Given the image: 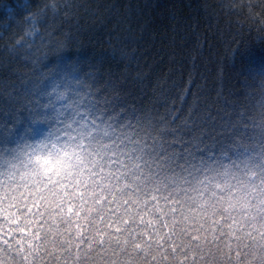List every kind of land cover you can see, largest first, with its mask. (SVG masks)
<instances>
[{
    "label": "clouds",
    "instance_id": "obj_1",
    "mask_svg": "<svg viewBox=\"0 0 264 264\" xmlns=\"http://www.w3.org/2000/svg\"><path fill=\"white\" fill-rule=\"evenodd\" d=\"M0 264H264V0H0Z\"/></svg>",
    "mask_w": 264,
    "mask_h": 264
}]
</instances>
